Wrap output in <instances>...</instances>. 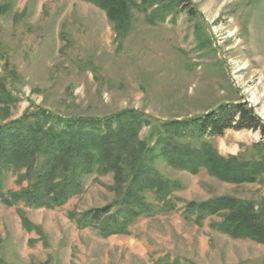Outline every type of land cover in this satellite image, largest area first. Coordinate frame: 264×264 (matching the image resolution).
Returning <instances> with one entry per match:
<instances>
[{
    "label": "rangeland",
    "instance_id": "obj_1",
    "mask_svg": "<svg viewBox=\"0 0 264 264\" xmlns=\"http://www.w3.org/2000/svg\"><path fill=\"white\" fill-rule=\"evenodd\" d=\"M126 1L116 27L90 0H0V82L13 97L0 100V123L37 106L94 117L134 109L159 123L239 101L264 120V0H191L194 15ZM208 140L223 157L264 160L258 131L229 129ZM157 169L180 184L175 208L138 218L128 234L105 237L70 217L116 199L112 173L89 176L83 192L60 207L0 201V264H264V244L212 227L221 216L201 224L184 217L191 200L234 195L257 201L264 177L227 183L163 160ZM17 177L9 173L7 190L27 185Z\"/></svg>",
    "mask_w": 264,
    "mask_h": 264
},
{
    "label": "trees",
    "instance_id": "obj_2",
    "mask_svg": "<svg viewBox=\"0 0 264 264\" xmlns=\"http://www.w3.org/2000/svg\"><path fill=\"white\" fill-rule=\"evenodd\" d=\"M105 9L116 27L123 22L126 0H90ZM143 6L188 10L191 0H143ZM169 8V9H168ZM12 95L0 82V100ZM149 126L146 138L142 130ZM229 129L258 131L257 147L264 151V120L248 103H225L199 116L154 123L142 112L124 109L106 117L64 116L37 106L19 118L0 123V201L6 206L24 203L35 208H55L83 192L89 176H114L116 199L105 206L70 213L78 226H93L105 236L128 234L140 217L171 211L177 181L157 169L163 160L176 170L198 174L206 170L227 183L257 182L264 177V160L223 157L208 139ZM18 173L20 190H7L9 173ZM23 224H31L19 209ZM221 216L212 227L236 239L264 244V197L243 199L219 195L186 203L184 217L203 223Z\"/></svg>",
    "mask_w": 264,
    "mask_h": 264
},
{
    "label": "bare ground",
    "instance_id": "obj_3",
    "mask_svg": "<svg viewBox=\"0 0 264 264\" xmlns=\"http://www.w3.org/2000/svg\"><path fill=\"white\" fill-rule=\"evenodd\" d=\"M233 34V31H231V35Z\"/></svg>",
    "mask_w": 264,
    "mask_h": 264
}]
</instances>
